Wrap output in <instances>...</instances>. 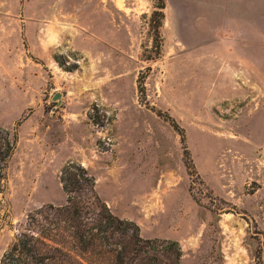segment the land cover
Here are the masks:
<instances>
[{"label":"rangeland","instance_id":"374dc122","mask_svg":"<svg viewBox=\"0 0 264 264\" xmlns=\"http://www.w3.org/2000/svg\"><path fill=\"white\" fill-rule=\"evenodd\" d=\"M164 4L158 42L153 0H0V258L80 163L179 264H264V0Z\"/></svg>","mask_w":264,"mask_h":264},{"label":"trees","instance_id":"16d2710c","mask_svg":"<svg viewBox=\"0 0 264 264\" xmlns=\"http://www.w3.org/2000/svg\"><path fill=\"white\" fill-rule=\"evenodd\" d=\"M153 1L150 24L159 42L165 4ZM14 145V136L0 129V205ZM58 182L65 204L27 215L0 264H179L178 243L143 239L134 222L113 215L96 193V178L80 163H67Z\"/></svg>","mask_w":264,"mask_h":264},{"label":"water","instance_id":"95a60500","mask_svg":"<svg viewBox=\"0 0 264 264\" xmlns=\"http://www.w3.org/2000/svg\"><path fill=\"white\" fill-rule=\"evenodd\" d=\"M52 101H53V102H56L57 105L60 104V101H61V96H60V94H58V93L54 94V96L52 97Z\"/></svg>","mask_w":264,"mask_h":264}]
</instances>
